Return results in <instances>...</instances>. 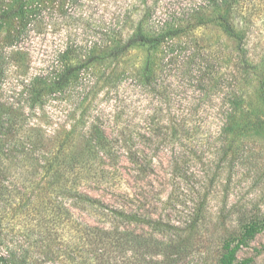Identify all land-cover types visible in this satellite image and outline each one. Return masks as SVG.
Listing matches in <instances>:
<instances>
[{
  "label": "rangeland",
  "instance_id": "374dc122",
  "mask_svg": "<svg viewBox=\"0 0 264 264\" xmlns=\"http://www.w3.org/2000/svg\"><path fill=\"white\" fill-rule=\"evenodd\" d=\"M211 1L0 0V107L19 113L21 128L6 137L25 141L45 129L62 140L76 125L74 137L88 142L85 133L102 126L118 145L134 140L154 160L153 170L136 174L124 146L116 144L112 159L97 148L80 152L81 158L91 155L98 174L106 170L104 181L89 177L80 187L101 201L94 208L62 191L71 183L50 188L43 174L37 176L41 184L27 176L25 161L10 165L14 184L8 185L9 192L0 191L2 226L15 243L30 246L36 264L85 260L90 253L76 251L80 236L75 222L110 228V210L130 202L168 229L128 227L143 241L163 244H136L125 255L128 261L220 264L224 242L257 222L262 231L238 256L264 264V103L259 87L264 78V0H255L256 16L246 32V73L234 39L215 23L195 26L209 14ZM12 10L14 15L3 19ZM166 22L188 31L152 54L137 48L104 58L106 50L124 45L141 23L153 34ZM67 48L73 60H92L90 67L82 66L83 97L68 94L50 99L45 108H33L30 82L52 71ZM148 67L150 85L143 80ZM47 144L54 148L58 142ZM30 179L41 186L33 190ZM61 203L68 212L59 214Z\"/></svg>",
  "mask_w": 264,
  "mask_h": 264
},
{
  "label": "trees",
  "instance_id": "16d2710c",
  "mask_svg": "<svg viewBox=\"0 0 264 264\" xmlns=\"http://www.w3.org/2000/svg\"><path fill=\"white\" fill-rule=\"evenodd\" d=\"M211 2L212 4H208L206 7L209 14L199 17L195 26L215 23L225 34L234 39L240 58V64L244 66L243 69H241L242 73H246V67L250 64L246 51V32L256 16L255 13L257 10L255 9L257 7L254 4L255 0H212ZM12 15H14L13 10L5 14L3 19ZM30 16L32 15H28V17ZM187 31L188 27L173 26L166 22L155 29L152 32L153 34H148V32L143 29V24L141 23L124 45H117L106 50L107 52L105 51L104 58L118 57L128 50L137 48L145 49L152 54L157 52L169 39L175 38ZM69 52L70 50L67 48L60 54L52 71L36 76V78L30 82L27 94L28 101L33 108H36V106L45 108L50 99L57 100V98L66 97L68 94L69 96L70 94H79V98L83 97L84 93H79L82 66L85 65L90 67L89 64L92 63V60L91 58H87L88 61H84L79 57L73 60V58L71 59L69 57ZM89 55H91V52ZM2 63L0 57V66ZM150 72L151 68L148 67L143 76V80L148 85L153 81V76ZM2 81L3 76L0 74V84H2ZM259 87L264 103V78L260 79ZM238 99L239 98H237L236 103L240 106L241 102ZM11 112L13 113L12 107H0V191L5 193L9 192L8 185L10 186L13 180L10 178L8 167L22 160L26 162L27 176L35 178L39 184H41V181L37 179V176L40 174H43L45 183L50 188L56 183H71L70 188L67 187V185L65 188H62L64 193L68 191L71 196L75 197L83 204L92 206L93 208L99 207L97 202L101 201L98 200V198L92 197L89 192L81 191L80 187L84 185L86 181H90L89 177H93V180L97 179L98 183L104 181L106 175L103 176L102 174L105 173L106 170L105 168H101L98 174V166L94 168L91 155L81 158L79 154L80 152L83 154L85 151H91L92 148H97L104 156H107V159H112V157L115 158L116 155L113 156L111 152L115 153L114 149L120 141H113L110 139L102 126H93L91 128V134L90 131L85 133V135H89L88 142L84 139L79 140V138L74 137L78 132V128L76 125H73L67 137L62 140L54 139L51 133L47 132L45 129H39L35 130L36 136L34 138L30 137L29 140H17L18 142H14L6 137V133H12L21 129L19 128L20 125L18 120L20 114H12ZM126 135V132L124 135L121 132L119 137L120 140H125ZM78 137H81V134H78ZM49 141H57L58 144L53 148V146H48L47 142ZM121 143V145H118V149H123V146L125 147L124 152L130 156L131 162L134 163V168L132 170L136 174H147L148 171L153 170V158L143 153L141 150H138V145L134 140H126L125 143ZM142 154L145 158L140 161V155ZM92 170H94V174L86 177L85 175ZM29 181L33 190L35 187L38 188L41 186L34 185L31 179ZM108 188L111 189L112 186L107 187V189ZM12 190L15 191V189ZM61 204L62 205L58 207L59 214L68 212V208H65L63 203ZM98 204L100 205V203ZM43 211V213L47 214L45 208ZM2 215L3 211L0 209V216ZM110 216V219H113L110 222V228H106L105 225L90 226L78 220L75 222V231L80 236L79 242L76 245V251L83 253L87 251L88 254L90 253L85 260H76V264H136L128 261L127 257H125L133 246L136 244L140 246L145 244L147 245L146 247H152L154 244L156 246L163 245L157 241H143L133 234L134 230L132 233L130 232L133 228L128 229V227L142 224L148 225L153 228L154 231H165L168 229L166 224L153 220L150 217L151 215L141 213L138 209H135L131 202L130 204L121 203L119 207L112 208L110 210ZM2 223V218H0V264H36L30 252V246L28 245L25 247L20 242L15 243L12 238L4 232ZM125 224L126 226L124 227ZM121 225L124 231L123 229L121 230ZM43 228L46 227L44 226L42 229ZM196 228V223L192 224L190 227L192 232H194ZM43 231L44 230L40 231L39 235H42ZM261 231L262 226L257 222H252L245 226L244 231L239 237L227 239L223 245V254L220 259V264H251L253 262L252 258L240 260L238 255L242 248L247 247ZM144 264H164V262L150 260L145 261ZM166 264H169L168 261Z\"/></svg>",
  "mask_w": 264,
  "mask_h": 264
}]
</instances>
